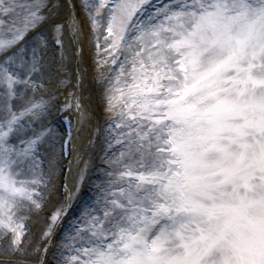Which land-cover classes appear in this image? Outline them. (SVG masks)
Segmentation results:
<instances>
[{
    "label": "snow or ice",
    "instance_id": "obj_1",
    "mask_svg": "<svg viewBox=\"0 0 264 264\" xmlns=\"http://www.w3.org/2000/svg\"><path fill=\"white\" fill-rule=\"evenodd\" d=\"M79 12L88 83L63 54ZM97 104L61 185L74 125L50 118L83 131ZM97 151L103 182L57 264H264V0H0V264H44Z\"/></svg>",
    "mask_w": 264,
    "mask_h": 264
},
{
    "label": "bare ground",
    "instance_id": "obj_2",
    "mask_svg": "<svg viewBox=\"0 0 264 264\" xmlns=\"http://www.w3.org/2000/svg\"><path fill=\"white\" fill-rule=\"evenodd\" d=\"M72 37H71V34L70 33H68V34H66V40L69 42V43H67V46H66V52H67V54L72 58V60H73V63H75V60L77 61V63H78V61H79V56H78V54H76V48L78 47V45H80V47L83 49L82 50V57H84V62H83V65H85V63H86V57H85V54H86V48H85V44H83L80 40H79V42L77 41V42H75L74 43V46H75V50H74V52L72 51V49H71V47H72V45H71V41H72ZM86 66V65H85ZM71 70L73 71V72H76L77 70L75 69V68H71ZM76 120H77V114H76ZM79 127V125H77V128ZM90 130H91V127L90 126H88V127H85L84 129H83V131H80V133H78V134H76V141L80 144V145H82V147L83 146H85V137L88 135V133H90ZM78 132V131H77ZM75 155H76V152H75V154H74V158H73V160H72V166H71V170H70V173H69V179L71 178L72 179V171H73V173L74 172H76V170H77V167H78V164H77V162H76V159H75ZM27 258H29V257H27Z\"/></svg>",
    "mask_w": 264,
    "mask_h": 264
},
{
    "label": "rangeland",
    "instance_id": "obj_3",
    "mask_svg": "<svg viewBox=\"0 0 264 264\" xmlns=\"http://www.w3.org/2000/svg\"><path fill=\"white\" fill-rule=\"evenodd\" d=\"M90 51H91V55L92 56H94V67H93V70H94V72H95V70H96V63H95V59H96V50H95V46H94V41H93V38H91V40H90ZM97 107H98V112H100V114H102V118H103V121H104V119H105V117L107 116V115H109V114H107V113H105L103 110H102V108L99 106V104H97ZM91 184V182H90V179H88V183L85 185V187H87L88 185H90ZM78 218V217H77ZM71 223V222H70ZM70 223H69V225H70ZM68 225V228H70L71 227V225L69 226ZM72 231V229L70 228L69 230H68V232H67V235L70 233ZM64 237V236H63Z\"/></svg>",
    "mask_w": 264,
    "mask_h": 264
}]
</instances>
